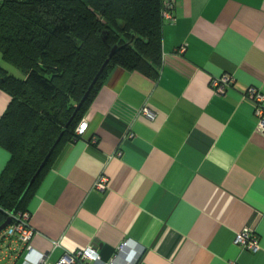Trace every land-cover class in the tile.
<instances>
[{
  "label": "crops",
  "instance_id": "1",
  "mask_svg": "<svg viewBox=\"0 0 264 264\" xmlns=\"http://www.w3.org/2000/svg\"><path fill=\"white\" fill-rule=\"evenodd\" d=\"M173 15L156 77L114 65L81 117L85 131L26 199L41 264L94 242L100 260L87 264H126L130 251L133 264H264V132L243 94L264 93V0H175ZM0 64L14 68L1 54ZM224 73L232 82L220 95L210 79ZM10 99L0 88V116ZM9 157L0 145V175ZM103 174L107 187L96 189ZM244 227L256 251L236 243ZM23 255L12 238L0 264Z\"/></svg>",
  "mask_w": 264,
  "mask_h": 264
},
{
  "label": "trees",
  "instance_id": "2",
  "mask_svg": "<svg viewBox=\"0 0 264 264\" xmlns=\"http://www.w3.org/2000/svg\"><path fill=\"white\" fill-rule=\"evenodd\" d=\"M161 5V0H0V54L22 73L16 77L0 65V88L11 96L0 116V145L10 153L0 175V223L13 210H25L40 176L60 146L72 139L114 65L156 77L164 21Z\"/></svg>",
  "mask_w": 264,
  "mask_h": 264
},
{
  "label": "built area",
  "instance_id": "3",
  "mask_svg": "<svg viewBox=\"0 0 264 264\" xmlns=\"http://www.w3.org/2000/svg\"><path fill=\"white\" fill-rule=\"evenodd\" d=\"M161 2L162 19H174L173 9L175 6V0H161ZM231 82V75L224 73L219 77H211L210 86L214 92L221 95L225 93L226 88L231 84ZM243 94L253 101L255 114L257 116V129L264 132V93L255 86H248ZM140 112L148 118H153L155 116V112L147 105H143L140 109ZM86 127L87 121L85 118L79 120L74 129V135L72 139L75 140L81 136ZM94 187L96 189H105L107 187V177L104 174L100 175L96 179ZM8 216L11 217L10 223L0 231V249L6 250L8 241L12 238H15L24 244L22 264H41L44 261L45 255L43 252L36 251L30 242L33 229L30 226L28 220V212L25 210L14 213L10 212ZM235 241L243 248L252 251H256L259 248V240L256 234L249 227H244L237 231L235 234ZM129 242V239L122 241L118 247L119 251L124 250V248L130 244ZM128 255L130 257L127 256L126 264H133L137 254H133L132 251H130ZM89 258L100 260L98 253L95 251L92 245L83 249L71 251L70 253L63 255L58 261H56L55 264H87V259ZM114 262L115 258L109 262H102V264H114Z\"/></svg>",
  "mask_w": 264,
  "mask_h": 264
},
{
  "label": "water",
  "instance_id": "4",
  "mask_svg": "<svg viewBox=\"0 0 264 264\" xmlns=\"http://www.w3.org/2000/svg\"><path fill=\"white\" fill-rule=\"evenodd\" d=\"M105 35H103V39H105ZM116 49V45H114L111 50H110V53H109V56L112 55V53L114 52V50ZM108 59L109 57L104 61V63L102 64V66L100 67L99 71L97 72V74L94 76V78L92 79L91 83L89 84L87 90L85 91V93L83 94V96L81 97L80 101L78 102V104L76 105V108L75 110L73 111L72 115L70 116V118L68 119V121L66 122L65 126L67 127L69 125V123L71 122V120L73 119L75 113L77 112V110L79 109L80 105L82 104V102L84 101V99L86 98L89 90L91 89V87L93 86V84L95 83L99 73L102 71L104 65L108 62ZM61 135H59V137L56 139L55 143L52 145V147L50 148L48 154L46 155V157L44 158L43 162L41 163V165L39 166V168L37 169V171L35 172V174L33 175V177L30 179V181L28 182L25 190L23 191L22 195L20 198H22V196L25 194V192L27 191V189L29 188V186L31 185V183L33 182L34 178L36 177V175L38 174V172L40 171L41 167L45 164L47 158L49 157L51 151L53 150V148L55 147V145L57 144V142L59 141ZM14 211V210H13ZM12 211V212H13ZM11 221V217L8 216L4 219V221L2 223H0V231L10 223ZM93 248L95 249L96 251V248H97V243L94 242L92 244Z\"/></svg>",
  "mask_w": 264,
  "mask_h": 264
},
{
  "label": "rangeland",
  "instance_id": "5",
  "mask_svg": "<svg viewBox=\"0 0 264 264\" xmlns=\"http://www.w3.org/2000/svg\"><path fill=\"white\" fill-rule=\"evenodd\" d=\"M1 65V64H0ZM3 66V65H2ZM13 67V66H12ZM8 72L9 73H11V74H13L14 76H16V77H22V73L20 72V70L19 69H17V68H8Z\"/></svg>",
  "mask_w": 264,
  "mask_h": 264
}]
</instances>
